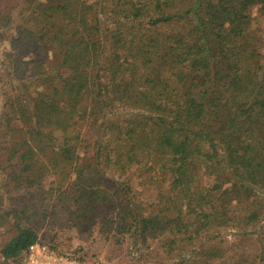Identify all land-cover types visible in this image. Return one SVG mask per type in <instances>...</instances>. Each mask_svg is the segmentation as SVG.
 <instances>
[{
  "label": "trees",
  "instance_id": "trees-1",
  "mask_svg": "<svg viewBox=\"0 0 264 264\" xmlns=\"http://www.w3.org/2000/svg\"><path fill=\"white\" fill-rule=\"evenodd\" d=\"M0 40L20 82L0 112V264L56 208L164 264H264L220 235L264 219V0H0Z\"/></svg>",
  "mask_w": 264,
  "mask_h": 264
},
{
  "label": "rangeland",
  "instance_id": "rangeland-1",
  "mask_svg": "<svg viewBox=\"0 0 264 264\" xmlns=\"http://www.w3.org/2000/svg\"><path fill=\"white\" fill-rule=\"evenodd\" d=\"M254 13L255 9H253ZM13 16V21L16 22L18 20L17 10L14 11ZM12 31L13 28L8 29L7 36L12 34ZM9 50L10 46L8 41L0 40V112L2 111L5 95L9 93L8 90L16 85L14 83H17V85L20 83L19 80L18 82L14 80L9 81L8 76H6L4 64L10 65L11 56ZM4 76H6V79H4ZM35 93L36 91H28V94L31 96L35 95ZM54 135L58 137L60 132L56 131ZM87 149L90 151L86 153L81 151L82 157H86L92 153L91 147ZM139 174L140 171L138 169L133 171L129 176L132 178V183H134L136 189L142 191L143 188L139 184ZM205 180L209 181L207 177ZM55 185L56 181L53 180L52 176H47L44 179V188ZM146 190L143 191L145 198L148 197V193L152 196L150 199H153L155 196L153 186H147ZM36 223L39 224L37 226L39 240L57 254L65 255L67 253H73L77 257L84 256L90 260L96 259L102 264H164L167 261L164 250L155 241L149 240L146 243L136 244L127 237H124L121 243H116L114 240L106 238L105 230L102 229L100 223L97 221L90 226V230L81 233L69 224L66 215L62 210H58V208L54 210V214L49 219L42 222L39 220ZM260 225H262V228L259 233H262L264 219ZM13 233L14 228L11 224L0 227V249ZM257 233H250L245 239L236 230L221 231L220 235L227 241L226 246L230 247V252L238 251L237 247H251V253L256 254L252 247H258L259 249L264 247V240ZM1 261L2 257L0 256V263Z\"/></svg>",
  "mask_w": 264,
  "mask_h": 264
},
{
  "label": "built area",
  "instance_id": "built-area-1",
  "mask_svg": "<svg viewBox=\"0 0 264 264\" xmlns=\"http://www.w3.org/2000/svg\"><path fill=\"white\" fill-rule=\"evenodd\" d=\"M17 264V263H12ZM21 264H102L95 260H90L84 256L61 255L50 250L45 243L35 242L31 244L27 251V257Z\"/></svg>",
  "mask_w": 264,
  "mask_h": 264
}]
</instances>
